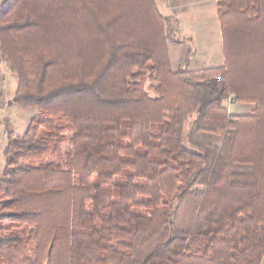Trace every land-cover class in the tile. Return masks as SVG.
<instances>
[{"label": "trees", "instance_id": "1", "mask_svg": "<svg viewBox=\"0 0 264 264\" xmlns=\"http://www.w3.org/2000/svg\"><path fill=\"white\" fill-rule=\"evenodd\" d=\"M216 5L225 65L189 71L158 0H2L14 103L38 113L8 132L0 264L262 263L264 0Z\"/></svg>", "mask_w": 264, "mask_h": 264}, {"label": "crops", "instance_id": "2", "mask_svg": "<svg viewBox=\"0 0 264 264\" xmlns=\"http://www.w3.org/2000/svg\"><path fill=\"white\" fill-rule=\"evenodd\" d=\"M170 2L166 1L164 8L169 11L172 6L176 7L174 18L161 12L167 17L168 48L173 68L195 71L224 66L223 34L216 0H174V5ZM224 105L228 111L231 108L229 112L234 115L251 114L256 106L252 102H237L234 107L227 99ZM261 262L264 264V256Z\"/></svg>", "mask_w": 264, "mask_h": 264}, {"label": "rangeland", "instance_id": "3", "mask_svg": "<svg viewBox=\"0 0 264 264\" xmlns=\"http://www.w3.org/2000/svg\"><path fill=\"white\" fill-rule=\"evenodd\" d=\"M166 1H171L170 3L174 5V0H159V7L163 12L168 13L172 18H174V16L172 15H175L176 7L171 5L173 8H170V10L168 11L166 8H164V3ZM1 2L2 0H0V3ZM200 23L202 22L200 21ZM148 85L149 83L146 84V87H148ZM17 87L18 76L11 71L8 63L0 58V178L6 166V159L4 154L7 148L8 132L13 131L19 136L24 135L31 119L38 113L37 109L35 108L26 107L14 103ZM236 106L237 105H235L234 107ZM229 111L231 112V108L229 109ZM63 124L67 125L66 123ZM63 134L66 135V141L63 144V151L65 153H71L72 144L70 142V139L73 136V132L69 128H66ZM51 159L53 158H48L46 159V161H50Z\"/></svg>", "mask_w": 264, "mask_h": 264}, {"label": "built area", "instance_id": "4", "mask_svg": "<svg viewBox=\"0 0 264 264\" xmlns=\"http://www.w3.org/2000/svg\"><path fill=\"white\" fill-rule=\"evenodd\" d=\"M232 98H233V97L230 96V98L227 99V100H229V102L231 103V102L233 101V100H231Z\"/></svg>", "mask_w": 264, "mask_h": 264}]
</instances>
